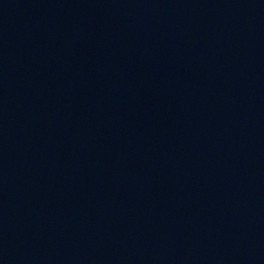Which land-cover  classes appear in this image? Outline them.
<instances>
[{
	"label": "water",
	"instance_id": "water-1",
	"mask_svg": "<svg viewBox=\"0 0 264 264\" xmlns=\"http://www.w3.org/2000/svg\"><path fill=\"white\" fill-rule=\"evenodd\" d=\"M0 264H264V0H0Z\"/></svg>",
	"mask_w": 264,
	"mask_h": 264
}]
</instances>
